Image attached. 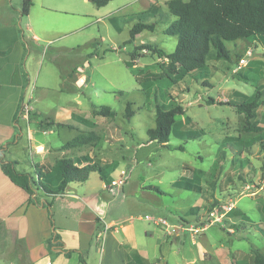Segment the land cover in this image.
Instances as JSON below:
<instances>
[{
  "label": "rangeland",
  "instance_id": "obj_1",
  "mask_svg": "<svg viewBox=\"0 0 264 264\" xmlns=\"http://www.w3.org/2000/svg\"><path fill=\"white\" fill-rule=\"evenodd\" d=\"M42 1L44 9L41 0H32L30 15L40 38L29 39L27 56L33 107H25L23 134L6 159L20 161L17 170L36 178L37 166L50 172L63 158L88 156L107 174L94 172L85 183L68 184L65 196L47 197L57 245L72 253L68 258L52 251L51 264H80L81 256L86 264L111 263L119 250L123 264H140L130 248L147 264H253L256 252L264 255V104L256 109L252 124L260 131L254 136L243 134L241 116L228 105L252 101L260 92L264 101L260 44L253 38L226 42L230 61L209 60L205 69L185 74L171 71L165 56L136 49L150 44L166 55L176 49L177 38L165 34L175 19L167 0H114L103 8L89 0ZM140 21L156 29L131 41ZM241 58L246 65L236 71ZM157 101L185 110L167 147L148 142ZM104 106L112 116L100 114ZM91 132L97 141L66 146ZM191 132L199 136L186 140ZM187 179L201 192L174 185ZM37 194L41 200L44 193ZM97 216L104 222H95ZM7 236L0 264H22L20 243Z\"/></svg>",
  "mask_w": 264,
  "mask_h": 264
},
{
  "label": "trees",
  "instance_id": "obj_2",
  "mask_svg": "<svg viewBox=\"0 0 264 264\" xmlns=\"http://www.w3.org/2000/svg\"><path fill=\"white\" fill-rule=\"evenodd\" d=\"M97 8L106 7L114 0H89ZM33 3L32 0H24L21 9V16L26 17L30 13ZM167 8L169 13L175 18L166 28L165 34L177 38L176 49L170 54H164L161 50L150 44L138 46L137 50H149L165 56L168 59V68L171 71L181 70L185 74H192L206 68L207 61L223 59L230 61L231 56L226 42H236L238 40L255 39L264 50V0H168ZM160 6L154 4L153 10H159ZM155 23H136L130 31L131 41L143 31L154 32ZM21 40L25 41V35L20 28ZM27 52L24 53L23 70V93L19 103L17 113L14 116L13 124L18 127V122L24 112L25 94L29 87V75L25 69ZM135 59V58H134ZM170 80H174L171 74H168ZM261 92L254 100H246L240 103L228 102V105L237 109L241 116L243 125V134L254 136L257 129L253 126V120L256 117V109L264 104L260 101ZM210 101H213L210 99ZM93 106H95L93 104ZM156 126L148 131V142H154L167 147L170 145L171 134L175 119L185 114L184 107L181 105L166 106L156 102ZM100 114L105 117L112 116L108 106L102 107ZM131 103H128L125 117L130 119L133 116ZM58 127L72 128L70 124L54 123ZM199 136L198 132L186 133V140H195ZM96 133L89 135L81 134L69 141L67 147H81L93 141H97ZM12 143V142H11ZM10 143V144H11ZM8 144L0 149V167L2 172L19 188L24 190L30 196V202L47 208L51 215V205L48 202H41L37 198V192L42 191L45 195L56 196L64 194L68 184L85 183L90 175L99 172L102 178H105L106 171L103 166L91 162L88 156L77 158H63L53 167V171H45L44 166H37L34 170L36 178L31 172H19L16 168L17 161L6 159ZM56 173L57 183L51 178L52 173ZM46 180L48 182H46ZM178 188L190 190L197 193L201 192V186L194 181L179 180L174 184ZM159 193L157 187H150ZM58 236L53 235L49 240V246L52 251H61V245L58 247ZM57 245V246H56ZM58 247V248H57ZM70 257L71 252H65ZM140 264H147L142 258L135 256ZM81 264H86L85 259L80 257ZM253 264H264V255L256 252L253 258Z\"/></svg>",
  "mask_w": 264,
  "mask_h": 264
},
{
  "label": "crops",
  "instance_id": "obj_3",
  "mask_svg": "<svg viewBox=\"0 0 264 264\" xmlns=\"http://www.w3.org/2000/svg\"><path fill=\"white\" fill-rule=\"evenodd\" d=\"M23 1L20 0V5H18L17 0V5H14L13 0H0V149L3 145L11 142L16 143L19 141L21 134H23V130H20L21 125L19 123L22 119L20 118L18 127L13 124V119L17 113L23 93V57L25 52H27V56L29 54V39L33 43L40 41L39 36L35 33L36 27L30 19L34 4L30 9L29 15L23 17L21 16ZM66 1L69 2L71 0H64V2ZM41 6L43 9L45 8L42 0ZM20 28L25 35L24 43L21 40ZM27 58L25 61V69L28 72ZM28 75L30 80L29 72ZM30 84L31 81L25 94L26 99L24 100L27 105H31L30 101H27ZM9 145L6 155L8 153L12 154L13 148L15 147V145ZM9 160L17 161V166H20V161L14 158H10ZM65 192L59 196H65ZM47 197L49 196L43 194L40 200L37 194V198L42 202H48ZM97 219L104 222L99 216L96 217L95 222ZM55 231L56 228L52 220V213L50 215L47 208L31 203L30 196L16 186L2 172L0 167V247L5 249V242L8 239L7 234L12 233L14 241L19 242V245L23 249L22 264H39L42 261H44V264H51L50 256L52 255V250L48 242L53 239ZM59 240L60 238L58 236ZM59 245L62 246L60 249L65 254L64 244L60 242ZM132 249L130 248L131 255L134 257L137 255L140 256L136 252V249ZM71 256L67 257L71 258ZM123 257V252L119 250L111 263L105 259L102 264H123ZM79 263L81 264L80 258Z\"/></svg>",
  "mask_w": 264,
  "mask_h": 264
},
{
  "label": "built area",
  "instance_id": "obj_4",
  "mask_svg": "<svg viewBox=\"0 0 264 264\" xmlns=\"http://www.w3.org/2000/svg\"><path fill=\"white\" fill-rule=\"evenodd\" d=\"M251 55H252L251 51H249V52L246 53V57L251 56ZM244 65H246L245 58H241L240 64L237 66L236 71L240 70ZM25 107L28 108V105L27 104L24 105V110H25ZM27 111H28V109H27ZM147 219L153 221V218H151V217H147ZM156 223H158V224H165L167 226V228L170 227V225H168L167 221H165L163 219H158L156 221ZM191 230L194 231L195 233H198V230H196V231H195V229H191Z\"/></svg>",
  "mask_w": 264,
  "mask_h": 264
}]
</instances>
